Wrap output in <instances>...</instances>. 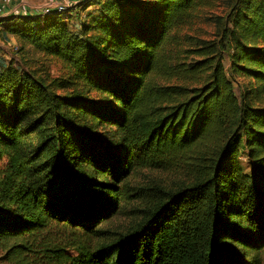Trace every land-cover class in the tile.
Returning <instances> with one entry per match:
<instances>
[{"label":"trees","instance_id":"trees-1","mask_svg":"<svg viewBox=\"0 0 264 264\" xmlns=\"http://www.w3.org/2000/svg\"><path fill=\"white\" fill-rule=\"evenodd\" d=\"M0 32L61 71L0 64L11 259L261 264L264 0H86Z\"/></svg>","mask_w":264,"mask_h":264},{"label":"rangeland","instance_id":"rangeland-1","mask_svg":"<svg viewBox=\"0 0 264 264\" xmlns=\"http://www.w3.org/2000/svg\"><path fill=\"white\" fill-rule=\"evenodd\" d=\"M207 31L212 32L213 26L210 24L202 25ZM21 42L13 36L7 35L6 33L0 32V64H5V60L14 59L18 65L22 66H35L39 69L47 68L51 73L56 76L60 74V65L54 59H46L43 56L39 55L33 48L30 46H25L22 50ZM228 63V61H226ZM243 81V79H239ZM164 176L166 181L170 184L176 181V177L172 173L154 171L150 169H144L136 171L133 174L132 182L134 183H147L150 180H160L159 177ZM131 222V218L127 215H120L111 220L113 225H123L128 226ZM0 264H22L15 259H11L10 256L2 249L0 246ZM261 264H264V250L261 253Z\"/></svg>","mask_w":264,"mask_h":264},{"label":"crops","instance_id":"crops-1","mask_svg":"<svg viewBox=\"0 0 264 264\" xmlns=\"http://www.w3.org/2000/svg\"><path fill=\"white\" fill-rule=\"evenodd\" d=\"M86 0H67L69 9L85 4ZM62 0H0V19L4 17H36L45 6L56 7Z\"/></svg>","mask_w":264,"mask_h":264},{"label":"built area","instance_id":"built-area-1","mask_svg":"<svg viewBox=\"0 0 264 264\" xmlns=\"http://www.w3.org/2000/svg\"><path fill=\"white\" fill-rule=\"evenodd\" d=\"M69 4H67V0H62V2L56 6V7H51V6H45L42 10V13L43 14H47V13H50L52 11H64V10H67L69 9Z\"/></svg>","mask_w":264,"mask_h":264}]
</instances>
